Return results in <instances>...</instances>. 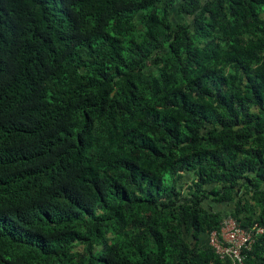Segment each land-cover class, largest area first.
Here are the masks:
<instances>
[{
	"label": "trees",
	"instance_id": "obj_1",
	"mask_svg": "<svg viewBox=\"0 0 264 264\" xmlns=\"http://www.w3.org/2000/svg\"><path fill=\"white\" fill-rule=\"evenodd\" d=\"M225 216L264 264V0H0V264H230Z\"/></svg>",
	"mask_w": 264,
	"mask_h": 264
},
{
	"label": "built area",
	"instance_id": "obj_2",
	"mask_svg": "<svg viewBox=\"0 0 264 264\" xmlns=\"http://www.w3.org/2000/svg\"><path fill=\"white\" fill-rule=\"evenodd\" d=\"M263 231L255 223L241 227L233 218H222L217 231L206 235V244L216 257L230 264H244L245 252L249 251L255 237Z\"/></svg>",
	"mask_w": 264,
	"mask_h": 264
},
{
	"label": "rangeland",
	"instance_id": "obj_3",
	"mask_svg": "<svg viewBox=\"0 0 264 264\" xmlns=\"http://www.w3.org/2000/svg\"><path fill=\"white\" fill-rule=\"evenodd\" d=\"M170 21L172 23L180 22V19L176 16L174 11H171V13H170Z\"/></svg>",
	"mask_w": 264,
	"mask_h": 264
},
{
	"label": "crops",
	"instance_id": "obj_4",
	"mask_svg": "<svg viewBox=\"0 0 264 264\" xmlns=\"http://www.w3.org/2000/svg\"><path fill=\"white\" fill-rule=\"evenodd\" d=\"M199 239L202 241V240H204V237H203V238H202V237H200Z\"/></svg>",
	"mask_w": 264,
	"mask_h": 264
}]
</instances>
